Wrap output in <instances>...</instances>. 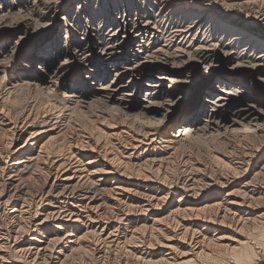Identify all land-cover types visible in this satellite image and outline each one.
I'll use <instances>...</instances> for the list:
<instances>
[{"label": "bare ground", "instance_id": "obj_1", "mask_svg": "<svg viewBox=\"0 0 264 264\" xmlns=\"http://www.w3.org/2000/svg\"><path fill=\"white\" fill-rule=\"evenodd\" d=\"M147 1H156L159 8L170 2ZM65 7L61 5L55 10ZM186 12L192 14L191 19L183 22L184 24L174 25L173 30L170 29L168 43L171 45L175 42L181 47L180 51L177 50L179 53L173 54L168 50L171 47L163 49V45L158 48L156 44L161 36H158L160 30L156 24L161 19L156 23L154 18L141 15L140 22H136L135 15L128 6L120 14L115 13V10L110 13L108 11V21L104 24L97 22L95 12L89 14L91 17L88 20L94 21L95 25L91 30H85L76 26L81 18L79 15L82 14L71 8L63 17L65 21L58 35L49 39L44 47L49 54L51 48L57 46L58 52H63L64 61L73 60L77 63L75 75L79 76L83 71L85 81L88 79L91 81L89 84L98 85L96 89L99 92L92 93L96 97L89 98L86 93L70 89L73 86L64 85V109L86 107L89 103L93 106L102 105L111 111L110 116L113 118L115 115L127 116L130 114L129 109L127 111L123 106V98L116 94L126 90L125 96L133 94L129 99H134V94H139L141 88L138 78L146 75V62L154 59L161 60L164 64H190L195 71L215 77L216 82L229 84L230 90L237 89L240 85L248 94L253 95L255 84L264 80V70L256 68L264 63V37L227 19L218 21L222 15L198 13L193 8ZM262 15L264 18V11ZM67 29L73 35L69 37V41L63 40L68 39L67 35L63 36ZM101 31L103 35L100 34ZM76 33L81 36H76ZM165 43L162 44L166 45ZM182 43L188 44V47ZM220 43L223 46L217 55L210 47ZM92 59L106 66L103 67V76L90 68ZM221 59H225L227 68L230 69L244 67L240 65L245 62L251 63V68L254 69L252 75L218 74L214 66ZM63 62L49 72L48 79H41L36 75H29L31 77L28 78L27 75V78L19 77L8 83L2 92L0 90V264H68L78 251L86 254V258L88 255L101 260L114 247L126 248V252L138 260L149 244H155L159 248L156 250H159L160 263L184 264L207 257L217 249L235 254L248 248L247 240L236 237L233 239L234 236H231L232 239L226 242L225 235L219 232L223 225H227L238 234L239 230L259 216L255 209L258 203L255 206L252 203L256 200L264 203V187L260 186V190L255 186L250 187L252 179L247 183L246 175L249 174L244 173L249 172L253 163L254 174L261 169L264 153H261L260 147L248 146L243 149L241 164H235L228 157L212 155L213 167L216 166L217 169L211 166L209 171L215 173L216 180L213 182L220 184L219 190L211 188L214 183L211 178H206L203 163L191 161L190 156L185 157L178 165L180 173L176 177V183H165L168 172L163 165L178 152L181 145L187 148L200 144L209 146L230 135L239 133L244 136L249 132L255 134L260 124H264V118L260 119L261 111L256 109H264V97L247 101L246 108L232 110L229 107L230 91L224 90L218 94L208 91L201 102L187 112L184 117L186 123L178 128V133L165 140L158 136L153 126L165 123L169 106L182 93V86L178 84L171 89L173 80L170 85H163V71L152 67L141 103L132 104V107H139L134 116L139 121L137 124L140 130L138 132L137 128V134L132 135L130 143L125 145L132 149L130 152L119 151L121 157H118L119 155L112 153L115 151H109L105 142L92 133L83 138H65L64 145L58 147L51 142L54 131H57V135L62 134L61 124L55 120L61 115L60 108L47 103L35 110L36 105L31 101L21 114L13 115L8 109L7 101L15 93L25 89L43 93L47 100L54 98L58 83L67 74ZM51 65L50 59L41 58L38 67L49 69ZM110 66L112 71L108 68ZM164 73L167 74V71ZM134 75L138 77L135 78ZM74 79L75 76L71 82L78 84V80ZM44 83L46 84L43 85ZM81 83L83 87H88L84 82ZM163 98H166L167 103H164ZM142 102L145 104L142 105ZM57 111L59 114L51 117ZM227 111L248 121L238 123L227 115ZM215 112L220 114L209 118L207 124L192 132L191 127L200 119L199 115L209 117ZM252 121H255L254 128L250 125ZM117 129L116 126L108 128L110 141H113V137L117 140L121 136L123 138L124 133H127L126 128H120V131ZM162 140L166 142L162 143L164 155L158 156L154 149L153 157H148L147 154L133 157L137 149L144 147L145 152L154 144L163 142ZM238 170H242L243 180L237 187L233 175ZM202 179L207 182L206 187L205 183H201ZM28 193L30 200L26 203L19 204L11 199L16 194ZM141 215L146 217L140 218ZM263 215L262 212L261 216ZM140 219L144 221L141 222ZM164 249L169 252L163 254ZM181 249L182 252L178 255L177 251ZM232 263L239 264L237 259H233L230 264Z\"/></svg>", "mask_w": 264, "mask_h": 264}, {"label": "rangeland", "instance_id": "obj_2", "mask_svg": "<svg viewBox=\"0 0 264 264\" xmlns=\"http://www.w3.org/2000/svg\"><path fill=\"white\" fill-rule=\"evenodd\" d=\"M42 1L41 0H2L0 2V42L2 41L0 43L1 92L4 89V87L9 85L8 83L13 82L15 79H19V77L27 78L28 75L29 78L31 77L29 75H36L39 76L41 79L42 78L45 79V77L48 79V74H50L49 72L64 61L63 52H58L57 46H53V48H51L50 51L51 53L48 54L47 50L44 47V44L49 39L51 40L53 37L58 35V32L62 27V23L65 21L63 17L64 15L66 16L67 12L71 8L76 10V13L82 14V16L79 15V17H81L80 18L81 20L79 19L77 21L76 26L79 28L82 27L85 30H91L92 27L95 25L94 21L88 20L91 17L88 16L89 14L91 15L95 12V14H97L98 17L97 22L98 23L101 22V24H104L106 21H108L107 19L108 11L110 13L112 10H115V13L120 14V12L123 11L128 6L130 7V10L134 13L136 22H140L141 15L154 18L156 23L160 21L159 19H161L160 21L161 23L159 22L156 24L158 30H160L158 36L161 35L160 36L161 38L159 37L157 39L156 44L157 46H159L158 48H160V46L162 45H163L162 47L163 49H168L171 47L168 50L173 54L179 53L178 51H180L179 49L181 47L180 44L177 45L174 44L175 42L171 43L170 45L167 40L168 36L169 35L171 36V30L174 29V25L179 23L184 24L183 22L189 21L191 19L192 14L191 13L188 14V12L186 11L188 9L192 10V8L198 13L201 12L203 14H210V15L215 13L218 15H222L224 18L221 17L218 19V21H221V19H225V20L227 19L231 23H236L237 25H241L245 28H248L251 32L264 37V18L262 15V11H264L263 9L264 0H255L256 2L254 0L253 1L252 0L251 1L250 0H170V2L167 5L161 8H159L160 6L157 4L156 1L155 3H153L152 1L149 2L147 0H143L145 1V3L142 0H42ZM61 5L66 7L63 8L62 10H58V11L55 10L58 9ZM80 10L82 11L80 12ZM183 12L186 13L183 14ZM156 15L159 17L158 19L156 18L157 17ZM162 18H163V22H162ZM88 24L89 26H85ZM170 25L172 26V28H170L171 27ZM70 32L71 30L67 29L63 33V36L64 35L68 36L67 37L68 39H63V40L69 41V37L73 36L72 32L71 33ZM100 34L103 35V31H101ZM76 36H81V34L76 33ZM162 43H165L166 45ZM182 45L183 46L187 45L185 47H188V44L186 43L185 44L182 43ZM222 46L223 44L220 43L215 47L214 46L210 47V49H212V51L215 54L219 55L220 48ZM240 47L242 46L240 45ZM126 54L127 53H125V55ZM41 58L42 59L48 58L52 61V65L49 69L48 68L44 69V67H38ZM66 61H64L65 63L63 62L64 63L63 65L67 69L66 70L67 74L66 77L61 78L62 79L61 83L60 82L58 83L57 86L58 90L56 91V93H54L55 96L54 98L50 97L49 100H47L48 98L43 93H34L25 89L21 92L15 93L7 101L8 109H10L13 115L21 114L23 110H25L28 107L31 101H34L33 104L36 105L35 110H37L41 105L44 106L47 103L56 105L58 109L60 108L61 115L58 116L55 120L58 121L59 124H61L62 134L57 135V131H54L53 132L54 138L53 141L51 142L58 147H62L64 145L63 142L65 138L71 136H75V137L81 136V138H83L84 135L86 136L92 133L94 136L98 137L99 139L103 140V142H105L106 148L109 149V151L111 152L115 151L116 153L115 152L112 153L116 154V156L119 155L118 157H121L119 151L121 152L122 150L130 152L132 149L131 150L130 148L128 149L127 147H125V145L128 144L127 142L130 143L131 140L129 138L132 135L137 134V128H138V132L140 130L139 129L140 127L137 124L139 123V121L136 120L137 117L134 116V114H136V112L139 111V107L137 108L132 107V104L141 103L144 97V92L147 89L145 84L148 82V75L152 67H155L163 71L161 73L163 74V76H165L163 79H161V83H163V85L166 86L170 85L171 80H173L174 84L171 85V89L176 88L175 86L178 84L182 86V93L179 95L180 98L177 97L178 99H175L174 104L169 106L170 109H168L167 119L165 123H163L162 126L160 125L153 126V129H155L158 136H161L165 140H167L166 139L167 137L173 138V136L178 133V128L186 123V121H184V117L187 114V112L191 108L196 107L199 101L201 102V100L203 99L204 94L208 91H211L214 94L221 93L224 90L230 91L229 107H231L232 110L240 107L246 108L247 105L245 104L247 103V101L256 99V97H264V80H259L255 84L254 88L252 89L253 90V95H252V94H248L249 92L246 91L244 88H241L240 85L237 86V89L230 90L231 86L229 84L225 82L222 83L220 81L216 82L215 77H211L210 75L207 76V74L201 72L199 73L195 71L193 69V66H191L190 64L181 65V66H179L178 64L176 65L169 63L164 64V62H162L161 60L154 59L146 62V69H147L146 75L143 78L142 77L138 78V80L140 81L139 86L141 88L139 89V94L137 93L134 94L136 96V97L134 96V99H129L133 94L125 96L127 92L126 90L122 91L120 94H116V96H120L123 98L124 100L123 106L127 109V111L129 109L128 113L130 114H128L127 116L119 117L115 115L113 118L110 116L111 114L110 110L105 109L104 107H102V105L101 106L98 105L100 106L98 107V106H93L89 103L86 105V107H74V108L72 107L69 110H65L62 103L63 101L62 90L64 89V85H67V87H69L68 85L73 86L74 88L70 87V89H76L78 91H81L83 94L86 93L89 96V98L96 97L92 95V93L97 94L99 92L96 89V86L98 85L89 84L91 81L88 79H86L85 81V79L83 78L85 76L83 71L80 72L79 76L75 75L76 68L78 67L77 63H75L73 60L72 61L69 60L67 62ZM240 66H244V67H240V68L237 67L233 69L227 68L225 59H221L220 62L216 63L214 69L218 74H222V75L232 76L233 74H242V73H245L247 76L252 75L254 69L251 68V63L245 62ZM103 67L104 66L102 65V63L96 61V59H92L90 61V68L92 69V71L94 70L95 72H97L99 75L102 76L104 73L103 69L106 66L104 68ZM108 68H110V71H112L111 66ZM256 68H258L260 71L264 70V63L256 66ZM164 71L165 72L167 71V74H165ZM74 76L75 79L78 80V84L76 82L74 83L71 82ZM133 77L137 78L138 75H134ZM190 78H192V80ZM81 82H84L86 85H88V87H83V83ZM45 84L46 83H44L43 85ZM224 84L226 86H223ZM163 101L164 103H167L166 98H163ZM257 101L258 103H260L259 100ZM144 104L145 103L142 102V105ZM152 107H156V106H152ZM256 109L260 110L262 113L260 119L264 118V109H260L259 107ZM227 112H228L227 115L231 116L238 123L242 124L248 121L247 119H243L241 116L237 114L235 115L234 113H231V111H227ZM153 113L154 112H152V114ZM58 114L59 111L53 113L51 117H54L55 115ZM219 114L220 112H215L214 115H210L209 117H203L199 115L200 119H198L191 127L192 132H195L197 128L199 129V127L203 126L204 124H207V120L209 118L218 116ZM55 120L51 119V121H55ZM110 122L113 124H110ZM253 122L255 121H252V123L250 124L252 128H254ZM223 123L224 122H222V124ZM111 126H116L118 128L117 129L118 131L121 130L120 128H126L127 133H124L123 138L121 136L117 140L116 137H113L114 138L113 141H110V138L108 137L109 133L107 130ZM1 131L2 130L0 129V134ZM236 135L235 136L230 135L228 136V138H225L217 143H213L212 145L209 146H207L208 144L206 145L200 144L197 146L193 145L192 147L187 148L184 147V145L183 146L178 145L179 146L178 152L175 153V155L171 159L167 160L163 165V168H165L166 171L168 172V176L165 183L169 184L171 182L174 183L178 182L176 179L177 175L180 173V169H178V165H180V163L183 162L185 157L190 156L191 161L198 160L200 161L201 164L203 163L202 167H206V169L204 170L206 174V178L209 177L208 179L209 180L212 179L211 182L214 183L211 186V188H214V190L218 188L217 190H219L220 184L218 182H213L216 180L215 173L213 172L211 173V171H209L210 170L209 167L214 166V162L211 159L212 155L217 154L220 157L221 156L225 158L228 157L227 159L233 161L235 164H241L243 162V161L240 162L241 160L240 157L243 154L242 151H244L243 149H246L248 146L253 148L260 147L261 153L262 154L264 153V124H260V128L256 130L255 134L249 132L246 133L244 136L239 135V133ZM165 140H162L163 142H161L160 144L159 143L154 144L152 147H149V149L145 152H143L144 147L142 146L143 148L137 149L136 150L137 152L135 151V155L133 157L142 156L144 154H147L148 157L151 156L153 157L154 153H156L158 156L164 155L163 151L165 149L162 143H164ZM164 144H166V142ZM116 146L117 147L119 146L121 149L120 148L118 149ZM117 151L119 154L117 153ZM253 166H255V163L250 165L249 172L246 171L247 173L246 172L244 173V174H249L246 175L247 177L246 181L248 183L249 180L252 179L250 182L252 186L250 185V187L252 188L256 187L257 190H260L262 187H264V163L263 165H261V169L256 170L255 174L253 171L254 168ZM213 168L217 169L216 166ZM177 169L179 172L177 171ZM241 171L238 170L237 173H234L233 175L234 176L233 181L236 180L235 184H237L236 185L237 187L240 185L241 181L243 180L242 178L243 172ZM210 174H212V176ZM202 181L203 182L199 180V183L200 182L205 183L204 187H206L207 182L204 181L203 179ZM29 186H31V184H29ZM32 187L33 189H35L34 186ZM239 193L241 194L242 191H240ZM28 194H23L24 196L22 194L21 195L16 194L12 196L11 199L12 201H17L19 204H22L23 202L26 203V201L28 202L30 200L29 197L30 194L29 195ZM256 201L252 203V206H255V204L258 203V205L255 206V209L258 210L256 214L257 215L259 214V216H257L254 222H250L247 225H245L241 230L238 231V234H236V232L233 231L232 228L227 227V225H223L224 227L222 226L219 232V234L225 235L224 239L226 242H229L228 239H232L233 236H234L233 239L236 237L247 240L248 248L244 250L241 249L240 251L235 252V254L233 252H227L217 249L213 254H210L207 257L184 264H230L231 261H233V259H237L239 264H264V215L263 217L261 216L262 212L264 214V203H262L263 202L262 200L259 201L256 200ZM139 217L144 218L146 216L141 215ZM140 220L141 222L144 221L142 219ZM8 221H10V219H8ZM27 238L28 237H26V240H28ZM157 248L158 247L155 244L147 245L146 248L144 249L145 250L144 253L141 254L137 253V255L138 254L141 255V257L138 260H135L134 256L131 257L132 255L126 252L127 250L126 248L114 247L101 260H97L96 258H92L91 256L88 255H87L88 258H86L85 256L86 254L83 255L82 253H80V251H78V254H75L72 261L68 264H166L167 262L160 263L161 257L158 252L159 250H156ZM179 250L177 251L178 255H180L179 253L182 252V249L181 251ZM163 251H162L163 254L169 252V250H165V249Z\"/></svg>", "mask_w": 264, "mask_h": 264}]
</instances>
